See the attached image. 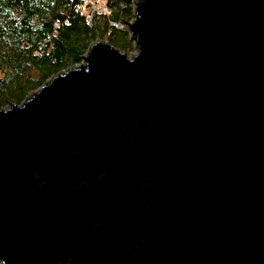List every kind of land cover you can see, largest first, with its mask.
<instances>
[{
    "label": "water",
    "instance_id": "water-1",
    "mask_svg": "<svg viewBox=\"0 0 264 264\" xmlns=\"http://www.w3.org/2000/svg\"><path fill=\"white\" fill-rule=\"evenodd\" d=\"M0 110L1 264H264V0H122Z\"/></svg>",
    "mask_w": 264,
    "mask_h": 264
},
{
    "label": "trees",
    "instance_id": "trees-1",
    "mask_svg": "<svg viewBox=\"0 0 264 264\" xmlns=\"http://www.w3.org/2000/svg\"><path fill=\"white\" fill-rule=\"evenodd\" d=\"M103 4L88 24L86 0H0V110L20 105L32 90L82 64L98 40L107 38L120 52L127 50V32L114 26L133 20L132 4Z\"/></svg>",
    "mask_w": 264,
    "mask_h": 264
},
{
    "label": "rangeland",
    "instance_id": "rangeland-1",
    "mask_svg": "<svg viewBox=\"0 0 264 264\" xmlns=\"http://www.w3.org/2000/svg\"><path fill=\"white\" fill-rule=\"evenodd\" d=\"M103 4V0H99L98 2H97V6H100V5H102ZM132 6H133V4H132ZM91 18V17H90ZM90 18H87L86 20H90ZM93 20V19H92ZM91 20V21H92ZM131 22V21H130ZM129 22V23H130ZM115 28H118V30H120V28L121 29H123V30H125L126 32H127V36H128V38H127V41H129V46L128 47H126V51H124L123 53H125V54H127L128 56L129 55H133L134 53H136V51H135V41H134V39L132 38V35H131V32L130 31H128V29H127V26H123V25H115L114 26ZM103 41H107L108 42V40H107V38H103ZM95 43V42H94ZM93 43V44H94ZM109 43V42H108ZM91 46V45H90ZM90 48V47H89ZM89 50V49H88ZM88 50H87V52H88ZM87 52L85 53V55L87 54ZM84 55V56H85ZM83 56V57H84ZM64 71H66V70H64ZM36 92V90H32L29 94H28V96L26 97V99L27 98H29V96L31 95V94H33V93H35ZM25 99V100H26ZM24 100V101H25ZM7 106H9V105H6L4 108H6Z\"/></svg>",
    "mask_w": 264,
    "mask_h": 264
},
{
    "label": "built area",
    "instance_id": "built-area-1",
    "mask_svg": "<svg viewBox=\"0 0 264 264\" xmlns=\"http://www.w3.org/2000/svg\"><path fill=\"white\" fill-rule=\"evenodd\" d=\"M86 1L88 2V5L90 7V14L89 15H86L85 20L87 18H90L91 17L90 20H86V22H88V24H89V23H91V20H92L94 14L96 12L102 13V11L104 10V4H102L100 6H97L96 4H97V2L99 0H86Z\"/></svg>",
    "mask_w": 264,
    "mask_h": 264
}]
</instances>
